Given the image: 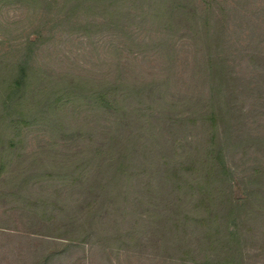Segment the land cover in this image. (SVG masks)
<instances>
[{
  "label": "rangeland",
  "instance_id": "374dc122",
  "mask_svg": "<svg viewBox=\"0 0 264 264\" xmlns=\"http://www.w3.org/2000/svg\"><path fill=\"white\" fill-rule=\"evenodd\" d=\"M171 8L0 0V264H264V0Z\"/></svg>",
  "mask_w": 264,
  "mask_h": 264
},
{
  "label": "trees",
  "instance_id": "16d2710c",
  "mask_svg": "<svg viewBox=\"0 0 264 264\" xmlns=\"http://www.w3.org/2000/svg\"><path fill=\"white\" fill-rule=\"evenodd\" d=\"M103 1H106L108 3L109 0H96V3L101 4ZM184 1L185 0H169L171 6L173 8L165 11L164 14H165L168 22H170L171 24L180 25V24H188V23L192 22V18L190 17V15L186 14V11L184 8ZM111 8H112V4H107L104 7V9H108V10H110ZM163 10H164V8H163ZM157 12L159 13V9H157ZM31 45H32V43L28 42L29 51H30ZM24 69L25 68H22V70H20V68H19L17 74L11 79L10 84H9V88L5 90V95L2 99V106H4V109H6L8 111L14 110V107H16L17 101L20 100V98H21L22 88L24 86L25 79H26V74L24 72ZM1 161H3V158L1 159ZM167 173H169V171ZM167 173H166V175H168ZM181 173H184V172L179 171V172H175L174 174L176 176V175H179ZM179 181L184 183V184H188V178L187 177L182 176L179 179ZM234 235L237 237L236 233H234ZM68 240H71V239H68ZM52 241H54V240H52ZM236 241H238V237L236 238ZM51 243H55L56 245H63L64 244V243L58 242V241L51 242ZM69 246H70V244H67V243L64 244V247H69ZM47 261H48V258L45 257L44 259H41L38 262H39V264H46Z\"/></svg>",
  "mask_w": 264,
  "mask_h": 264
}]
</instances>
